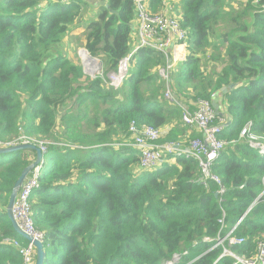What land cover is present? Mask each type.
I'll return each instance as SVG.
<instances>
[{"label": "trees", "instance_id": "16d2710c", "mask_svg": "<svg viewBox=\"0 0 264 264\" xmlns=\"http://www.w3.org/2000/svg\"><path fill=\"white\" fill-rule=\"evenodd\" d=\"M135 2L107 0L87 25L85 46L107 71L132 49ZM168 2L189 34L188 68L182 63L172 72L173 93L192 111L220 93L217 114L231 121L220 135L228 144L212 167L227 188L221 199L215 181L201 184L196 160L178 156L142 171L138 150L124 144L133 121L169 126L162 142L202 137L182 121L183 108L164 99L160 52L140 49L119 89L105 86L103 77L83 80L82 66L52 49L88 0H0V141L25 136L46 143L31 198L44 264H164L183 250L182 264L234 263L220 258L221 247L211 248L223 212L228 232L263 191L264 155L239 135L248 122L264 133V0H152L149 7L162 12ZM206 63L223 67L207 73ZM35 160L34 150L0 154V264H23L9 241H29L6 211L14 184ZM235 235L245 242L231 249L253 256L264 241V198Z\"/></svg>", "mask_w": 264, "mask_h": 264}, {"label": "built area", "instance_id": "2783aa9c", "mask_svg": "<svg viewBox=\"0 0 264 264\" xmlns=\"http://www.w3.org/2000/svg\"><path fill=\"white\" fill-rule=\"evenodd\" d=\"M57 1L62 4H69L80 0ZM151 1L136 0L137 43L131 49L129 55L120 61L117 71L108 72L107 77L113 81V87L119 89L129 77L132 59L140 49L160 52L166 60L165 64L157 70L159 76L165 82L164 99L174 105L182 107V121L187 126H196L202 132V137L191 139L187 144H182L181 142H162V139L170 131L169 126L139 127L133 121L129 129L131 133L130 138L124 144L138 150L142 171H154L178 156H186L196 160L202 171V177L200 178L201 184L207 186L208 180L215 181L219 185L217 196L221 199L226 193L227 188L223 184L220 176L212 172V167L228 144L220 135L230 120L219 117L210 100L198 101L196 110L192 111L190 108L184 107L173 94L171 74L179 64H184L187 61L189 34L188 30L182 27L178 16L171 11V8L170 11L166 9L162 12H153L149 7ZM78 56L81 58L84 72L91 75H94L96 70L98 68L100 69L102 65L101 59L91 55L88 49H80ZM86 57L89 58L90 62H87ZM253 125V122L246 123L240 132L239 141L246 143L251 149L264 155V133L261 134L253 131ZM20 144H35L40 147L43 153L47 151L45 142L25 136L14 139L13 141H0V149ZM42 162L30 172L13 204V215L19 228L41 242H43L44 236L34 225L31 198L40 187ZM262 187L263 191L253 200L246 212L228 232L224 230L225 212H223V217L219 219L222 227L211 248L221 247L223 249L220 258L226 256L231 257L234 259L233 264H264V241L258 243L257 251L251 257L238 255L231 249L232 246L245 242V238L235 235V230L244 221L250 211L264 198V176L262 177ZM203 241L209 243L214 240L205 237ZM9 242L19 250L23 258V264H35L36 247L33 242H29L26 245L15 239ZM184 254H188V251L183 250L180 253H175L171 259L165 260L164 264H182Z\"/></svg>", "mask_w": 264, "mask_h": 264}, {"label": "rangeland", "instance_id": "374dc122", "mask_svg": "<svg viewBox=\"0 0 264 264\" xmlns=\"http://www.w3.org/2000/svg\"><path fill=\"white\" fill-rule=\"evenodd\" d=\"M93 1H95V2H93ZM106 3H107V0H91V2H89L87 4H83L81 16L78 18V20L79 19L80 20L79 21L77 20L78 22H76L71 27L70 32L68 33V36H66V38L60 44H57L53 47L52 54H54V53L56 54L57 52H60L61 54H64L66 57L73 59L75 62L79 63L82 66L81 58H80V56H78V51L82 48L87 49L85 46L86 40H87V34L89 33V31L87 29V25L92 20H96L98 18L102 7H104V5L105 6L107 5ZM165 62H166V60H165ZM204 64H203V66H204ZM182 66L185 69L188 68L187 63L182 64ZM206 66L208 68L206 70L207 73H211L213 71H220L219 66L209 65L207 63H206ZM82 68H83V66H82ZM115 71H117V69ZM108 72H114V71H107V67L102 61V65L100 66V69L98 68L94 75H91L87 72H84L85 76L83 77V80L87 79L86 77H89L91 79L103 77L102 79L105 82V86L112 87L113 89H116L115 87H113L114 86L113 81L107 77ZM172 92H173V90H172ZM181 97L183 100L185 99L183 96H181ZM183 100H179V101L183 102Z\"/></svg>", "mask_w": 264, "mask_h": 264}, {"label": "water", "instance_id": "95a60500", "mask_svg": "<svg viewBox=\"0 0 264 264\" xmlns=\"http://www.w3.org/2000/svg\"><path fill=\"white\" fill-rule=\"evenodd\" d=\"M226 91H227V88L222 89V93H225ZM219 96H220V93H216L212 98V104H213L216 111H218L219 107H220L219 103H218ZM230 123H231V121H229L228 125ZM17 150H34L36 152V160L31 165H29L28 167H26L24 169V171L21 173L20 177L18 178V180L14 184L10 198H9V203H8L6 212H7L8 218L13 223L15 231L18 234H20L22 237L27 239L29 242L34 243V245L36 247V262H35V264H44L45 252H44L43 243L39 240L34 239L32 236L28 235L24 231H22L19 228V226H18V224L14 218V215H13V204H14V201L17 197V194H18L20 188L22 187L24 181L29 176L30 172L43 161V152L41 151L40 147H38L35 144H20V145H15V146H12L9 148H2V149H0V154L11 153V152H14Z\"/></svg>", "mask_w": 264, "mask_h": 264}, {"label": "crops", "instance_id": "0c3cea01", "mask_svg": "<svg viewBox=\"0 0 264 264\" xmlns=\"http://www.w3.org/2000/svg\"><path fill=\"white\" fill-rule=\"evenodd\" d=\"M89 2H91V0H88ZM169 1H171V0H169ZM174 1H176V0H174ZM178 1H180V0H178ZM93 2H95V1H93ZM170 4H171V2H168V4H167V10L168 11H170ZM137 38H136V22H135V26H134V31H133V33H132V49L135 47V44L137 43V40H136ZM216 66H219L220 67V70H221V68L223 67V65L221 64V63H218V64H216V63H214ZM182 141H184L185 140V138L184 139H181ZM181 141V142H182ZM184 142H186V141H184Z\"/></svg>", "mask_w": 264, "mask_h": 264}, {"label": "bare ground", "instance_id": "6f19581e", "mask_svg": "<svg viewBox=\"0 0 264 264\" xmlns=\"http://www.w3.org/2000/svg\"><path fill=\"white\" fill-rule=\"evenodd\" d=\"M87 62H90L89 58L86 57Z\"/></svg>", "mask_w": 264, "mask_h": 264}]
</instances>
